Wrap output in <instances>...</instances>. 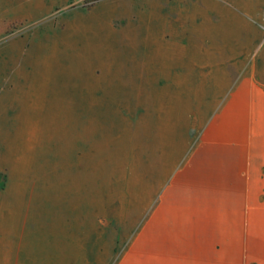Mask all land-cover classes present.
Instances as JSON below:
<instances>
[{
	"label": "rangeland",
	"instance_id": "374dc122",
	"mask_svg": "<svg viewBox=\"0 0 264 264\" xmlns=\"http://www.w3.org/2000/svg\"><path fill=\"white\" fill-rule=\"evenodd\" d=\"M75 1L0 0V264L115 259L189 101L188 0Z\"/></svg>",
	"mask_w": 264,
	"mask_h": 264
},
{
	"label": "crops",
	"instance_id": "0c3cea01",
	"mask_svg": "<svg viewBox=\"0 0 264 264\" xmlns=\"http://www.w3.org/2000/svg\"><path fill=\"white\" fill-rule=\"evenodd\" d=\"M171 2L157 0L159 17ZM188 4L189 101L158 132L157 179L128 204L104 264H264V0Z\"/></svg>",
	"mask_w": 264,
	"mask_h": 264
},
{
	"label": "built area",
	"instance_id": "2783aa9c",
	"mask_svg": "<svg viewBox=\"0 0 264 264\" xmlns=\"http://www.w3.org/2000/svg\"><path fill=\"white\" fill-rule=\"evenodd\" d=\"M75 2L78 4H83L84 6H89V5H92L95 2V0H91V1H89V0H76Z\"/></svg>",
	"mask_w": 264,
	"mask_h": 264
}]
</instances>
